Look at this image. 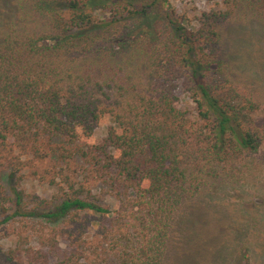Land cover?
<instances>
[{
    "label": "trees",
    "instance_id": "1",
    "mask_svg": "<svg viewBox=\"0 0 264 264\" xmlns=\"http://www.w3.org/2000/svg\"><path fill=\"white\" fill-rule=\"evenodd\" d=\"M251 20L264 26V0H221L193 17L168 0H0V237L15 238L0 244V264H48L61 240L56 264H219L217 240L185 210L264 143V89L245 85L226 38ZM53 156L50 204L20 187ZM89 178L117 209L94 199Z\"/></svg>",
    "mask_w": 264,
    "mask_h": 264
},
{
    "label": "rangeland",
    "instance_id": "2",
    "mask_svg": "<svg viewBox=\"0 0 264 264\" xmlns=\"http://www.w3.org/2000/svg\"><path fill=\"white\" fill-rule=\"evenodd\" d=\"M168 1L177 13L191 17L211 8H219L221 5V0ZM228 26L226 38L233 68L240 74L245 85L261 83L262 86H260L264 89V26L254 20L244 23L232 22ZM179 98V106L190 113L194 106L192 101L183 92L179 93ZM260 116L264 117V105ZM109 122L106 119L96 129L95 142L105 134ZM70 166L77 168L81 177H91L87 174V165L82 160L75 159ZM58 167L59 160L56 156L44 162H37L34 168L36 172L29 168L24 176L26 181L20 188L30 196L38 195L50 204L53 203L58 192L55 188L49 187L46 181L50 177L59 175L57 174ZM66 172L72 174L69 169H66ZM233 172L234 175L238 173V176L229 180L233 181L231 184H219L211 192L193 199L188 204L185 213L189 214L191 219H201L208 240H217L214 257L219 264H242L241 252L245 250L248 251L253 263H264V143L257 153L244 159L243 165L240 164L238 170L236 168ZM7 174L8 171H5L2 175L4 184L8 187ZM85 185L91 189L97 202L111 210L119 207V202L110 195L107 185L91 178ZM96 226L95 223L92 224L93 228L88 239L94 236ZM180 238L179 236L177 240L181 241ZM14 242L15 238L12 235L0 237V244L3 247L11 243L13 245ZM176 244L179 243L176 242ZM67 251V243L61 240L59 247L50 254L48 264H56ZM202 253L207 255L206 247ZM94 256L91 254V257ZM107 259L109 262H116L113 255ZM119 259L122 260L121 257ZM80 261H84L83 258ZM98 262L102 263L103 259Z\"/></svg>",
    "mask_w": 264,
    "mask_h": 264
}]
</instances>
